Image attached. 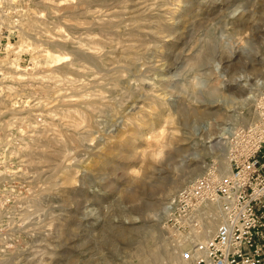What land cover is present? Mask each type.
Segmentation results:
<instances>
[{"label":"rangeland","instance_id":"374dc122","mask_svg":"<svg viewBox=\"0 0 264 264\" xmlns=\"http://www.w3.org/2000/svg\"><path fill=\"white\" fill-rule=\"evenodd\" d=\"M262 72L264 0H0V264H186L160 185L227 160Z\"/></svg>","mask_w":264,"mask_h":264},{"label":"built area","instance_id":"2783aa9c","mask_svg":"<svg viewBox=\"0 0 264 264\" xmlns=\"http://www.w3.org/2000/svg\"><path fill=\"white\" fill-rule=\"evenodd\" d=\"M229 129V172L217 179L212 165L171 201V216L186 234L199 226L191 220L199 206L219 204L220 223L213 236L192 240L181 253L187 264H264V90L255 97L251 120Z\"/></svg>","mask_w":264,"mask_h":264},{"label":"bare ground","instance_id":"6f19581e","mask_svg":"<svg viewBox=\"0 0 264 264\" xmlns=\"http://www.w3.org/2000/svg\"><path fill=\"white\" fill-rule=\"evenodd\" d=\"M125 2V1H124ZM131 4V3H130ZM136 4V3H135ZM83 5V4H82ZM223 6V5H222ZM107 9V8H106ZM104 10V9H103ZM138 10V9H137ZM187 10V9H186ZM107 11V10H106ZM107 13V12H106ZM113 13V12H112ZM165 13V12H164ZM120 15V14H119ZM85 16V15H84ZM107 17V16H106ZM155 18V17H154ZM93 19V18H92ZM81 21V20H80ZM85 21V20H84ZM91 22V21H90ZM109 22V21H108ZM158 22V21H157ZM84 23H88V22H84ZM100 23V22H99ZM98 23V24H99ZM91 24V23H90ZM97 26V25H96ZM101 26V25H100ZM156 26H158L157 24H156ZM103 26H101V28H102ZM106 27V26H105ZM104 27V28H105ZM108 27V26H107ZM106 27V28H107ZM111 27V26H110ZM151 27V26H150ZM154 27V26H153ZM170 27V26H169ZM156 28V27H155ZM99 29V28H98ZM127 29V28H126ZM157 29H159V26H158V28ZM91 30V29H90ZM100 30V29H99ZM106 30V29H105ZM89 31V30H88ZM104 31V30H103ZM109 31V30H108ZM159 31H161V30H159ZM83 34V33H82ZM118 34V33H117ZM148 34V33H147ZM162 35V34H161ZM79 36V35H78ZM152 36V35H151ZM97 39V38H96ZM96 39H93V40H96ZM103 39V38H102ZM138 40H140V39H138ZM2 44V43H1ZM142 45V44H141ZM81 46V45H80ZM124 47V46H123ZM127 47V46H126ZM125 47V48H126ZM136 47H138V46H136ZM6 48H9V43H7L6 44ZM76 49H77V47H76ZM94 49V48H93ZM137 50V49H136ZM93 51V50H92ZM138 51V50H137ZM78 52V51H77ZM88 52H90V51H88ZM130 54H131V52H129ZM92 54H94V53H92ZM97 54V53H96ZM95 54V55H96ZM128 54V53H127ZM129 54V55H130ZM76 55V54H75ZM79 57H80V55L82 56L83 55V53H81L80 54V52H79ZM89 55V54H88ZM97 56V57H96ZM96 56H91V55H89V56H87L88 57V59L89 60H94L95 59V57L96 58H98V55H96ZM137 56V55H136ZM136 56H135V58H136ZM43 57L45 58L44 60L46 61V62H48L49 64H51V63H57V62H64V61H66V60H68L67 59V54H54V53H51V52H49V51H46V54L45 55H43ZM134 57V56H133ZM82 58V57H81ZM121 58V57H120ZM100 59V58H99ZM131 59V58H130ZM129 60V59H128ZM100 62V61H99ZM111 62V61H110ZM137 62V61H136ZM129 63H131V62H129ZM101 64V63H100ZM93 66V65H92ZM121 67V66H120ZM81 70V69H80ZM85 70V69H84ZM262 70V69H261ZM82 72H84V71H82ZM262 74H263V76H261V78H257L255 81H254V84L258 87L257 88V92H261L262 90H263V88H264V72H262ZM116 75V74H115ZM18 77V76H17ZM113 78V77H112ZM119 78V77H118ZM114 80V79H113ZM117 81V80H116ZM95 86V85H94ZM245 88V87H244ZM243 87L240 89V91H241V93H240V95L239 96H243V94H245V90H246V88L244 89ZM43 89V88H42ZM84 93V92H83ZM258 93V94H259ZM256 93H253V92H249V94H246L247 96H244L245 98H240L239 100H240V102L241 103H244V102H246V103H249L250 104V102L252 101V100H255L254 99V97L256 96L255 95ZM236 95H238V94H236ZM80 97V96H79ZM9 101H11L10 99H9V97L8 98H4V99H0V104L1 105H4V107H6L7 105V103L9 102ZM239 102V101H238ZM92 105H94V104H92ZM66 106H67V104H66ZM95 106V105H94ZM100 107V106H99ZM85 110V109H84ZM171 111V110H170ZM8 112V111H7ZM91 112V111H90ZM9 114V113H8ZM93 114V113H92ZM69 116V115H68ZM88 116V115H87ZM91 118V117H90ZM72 119V118H71ZM62 121V120H61ZM66 121V120H65ZM68 121V120H67ZM68 122H70V121H68ZM67 122V123H68ZM74 123V122H73ZM76 124V123H75ZM70 127V126H69ZM81 127V126H80ZM91 127V126H90ZM73 129V128H72ZM75 130H77V129H75ZM85 130V129H84ZM88 130V129H87ZM86 130V131H87ZM229 127H225L224 129H222V131L220 132V134L217 136L218 138H219V141H217L215 144H213V145H211V146H208V147H210V150H212V152H213V154H216L217 155V153H216V149L218 148V146L222 143L220 140L221 139H224L225 140V138H226V136L228 135V132H229ZM65 131V130H64ZM31 132V131H30ZM80 132V131H79ZM85 132V131H84ZM86 134V133H85ZM88 134V133H87ZM61 135H62V133H61ZM73 135V134H72ZM74 137V136H73ZM51 139V138H50ZM174 139V138H173ZM46 140V139H45ZM54 140V139H53ZM53 140H52V142H53ZM57 140V139H56ZM84 140V139H83ZM48 141V140H47ZM55 141V140H54ZM68 141V140H67ZM175 141V140H174ZM57 142V141H56ZM48 143H50V141L48 142ZM226 146V145H225ZM28 147V146H27ZM33 147V146H32ZM42 147V146H41ZM56 147V146H55ZM227 147V146H226ZM34 148H38L37 146L36 147H34ZM178 148V147H177ZM206 148V147H205ZM204 148V149H205ZM181 149V148H180ZM202 149V148H201ZM201 149H198L199 151H201ZM227 149V148H226ZM58 150H60V149H58ZM197 150V151H198ZM34 152V151H33ZM33 152H31V153H33ZM36 152V151H35ZM39 152V151H38ZM37 152V153H38ZM42 153H44V151H41ZM40 152V153H41ZM40 153H38L39 155H40ZM41 153V155L42 156H48V157H51V156H56L57 155V153L54 151V149L52 150V149H50V150H45V153H44V155ZM34 154V153H33ZM33 154H31V155H33ZM28 156V155H27ZM30 156V155H29ZM217 156H219V155H217ZM216 156V159L218 158ZM34 157V156H33ZM31 165V164H30ZM217 167L216 168H214V170H213V172H214V177L215 178H217V179H219V178H221V177H223L224 175H226L228 172H229V163H228V161L227 160H224V159H222V158H220V159H218L217 160ZM189 169V168H188ZM40 170V169H39ZM194 170V169H193ZM193 172L192 171H183L182 172V174H178V176L176 177H173V179L172 180H170V182L169 183H166L165 185H160V188L161 189H164V188H166L167 190H169V192L170 191H173L175 188L177 189L178 187H182V186H187V185H189V184H187L188 182H190L189 180H190V178H192V176H193ZM68 177V176H67ZM158 177V176H157ZM32 180V179H31ZM133 180L136 182V180H135V178H133ZM132 180V181H133ZM68 181V180H67ZM134 182V183H135ZM185 184H187V185H185ZM138 185V184H137ZM136 185V186H137ZM138 186H140V185H138ZM137 186V187H138ZM152 186V185H151ZM183 188V187H182ZM181 188V189H182ZM137 189V188H136ZM136 189H135V191H136ZM181 189H179L178 191H177V193L179 192V191H181ZM134 190L133 191H131V192H128V193H124V195H123V199H126V200H132V201H134V200H138L139 199V194L138 193H136ZM137 192H139V191H137ZM174 192V191H173ZM172 193V192H171ZM177 193H175V194H177ZM170 196V195H169ZM34 199V198H33ZM36 199V198H35ZM39 200V199H38ZM37 201V200H36ZM38 202V201H37ZM146 205H149V203H147V201L146 202H143V203H141V206H145L146 207ZM217 205H219V204H217V203H210V204H207V203H204V204H202L201 206H199L197 209H196V212L194 213V215L193 216H195V219H196V221H198V228L196 229V232L198 233V234H196L195 235V233L196 232H194L193 231V229L192 230H190V233L188 234V235H185V236H179V240H178V246H177V248H175V249H178V248H183V247H188L189 245H190V243L192 242V240H194V239H198L200 242H202V241H206L207 239H209L211 236H212V234L214 233V231H215V228H216V225H218L217 223V220H218V218H220V211H219V207L217 206ZM140 208V207H139ZM139 208L137 209V210H139ZM170 211V205H166V207L164 208V212H169ZM193 216H192V218H193ZM64 227V226H63ZM41 245V244H40ZM45 245V244H44ZM5 248V247H4ZM45 249V248H44ZM6 251V250H5ZM50 253H52V252H50ZM176 253V252H175ZM10 257V256H9ZM169 257V256H168ZM171 258H173V257H171ZM175 259V258H174ZM7 260V259H6ZM173 260V259H172ZM6 263V262H5ZM4 264V263H3ZM7 264V263H6ZM9 264V263H8ZM176 264V263H175ZM183 264V263H182ZM187 264V263H186Z\"/></svg>","mask_w":264,"mask_h":264},{"label":"clouds","instance_id":"9594fccd","mask_svg":"<svg viewBox=\"0 0 264 264\" xmlns=\"http://www.w3.org/2000/svg\"><path fill=\"white\" fill-rule=\"evenodd\" d=\"M193 85L197 89H201V88L205 87L204 82L199 80V79H194L193 80Z\"/></svg>","mask_w":264,"mask_h":264}]
</instances>
